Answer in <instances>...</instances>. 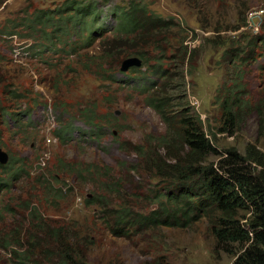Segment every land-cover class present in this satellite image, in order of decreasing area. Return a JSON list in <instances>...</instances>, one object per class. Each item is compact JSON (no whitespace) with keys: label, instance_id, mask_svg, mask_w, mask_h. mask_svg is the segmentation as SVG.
<instances>
[{"label":"rangeland","instance_id":"1","mask_svg":"<svg viewBox=\"0 0 264 264\" xmlns=\"http://www.w3.org/2000/svg\"><path fill=\"white\" fill-rule=\"evenodd\" d=\"M87 1V6L89 1L95 2L68 0L64 7L67 0H0V77L6 81L5 84L0 83V148L17 160V168L23 167L22 170L17 169L22 175L20 179L10 181L13 188L1 189L0 208L12 204L19 211L25 210L31 195H34L36 203L43 206L46 217L58 224L66 220L72 224L87 225L90 232L94 231L91 238L95 242L90 245L88 257L92 264H231L235 257L218 248L211 226L213 221L208 214L203 213L200 217L195 214L194 219L182 226L150 227L142 230L141 234L131 230L132 237H124L112 232L110 226L113 222L100 218L102 214L97 205L86 204V199H92L101 187L108 188L109 181L104 179L99 182L93 174L83 181L78 178L76 168L82 165L85 168L105 169L109 166L115 169L119 163H126L122 173L127 176L117 194L119 202L147 211L158 209L161 201L157 202L156 198L164 186L158 181L157 169L148 173L129 167H152L151 154L160 162L163 154L177 151H169L162 143L159 137L164 134L166 125L146 100L169 79L170 74L163 77L148 66L142 67L140 71L143 72L140 73H131L130 68L141 66H132L125 71L126 74L120 73L117 69H121L126 59L139 56L145 61L146 57L137 54L104 55L102 41L106 37L114 38L113 30L102 33L101 38L95 37L89 46L74 45L76 40L84 38L78 32L84 15L81 9H73L72 5ZM98 1L104 4V0ZM145 1L154 15L175 19L172 31L178 34L172 40L175 44L173 48L170 49L169 45L167 49L177 58H168L163 65L169 67L175 63L171 72L181 67L183 58L178 50L182 48V41L189 50H194L192 59L186 61V89L191 109L200 117L205 132L220 150L233 147L245 154L249 144L261 149L258 115L253 110L243 115L234 135L220 129L223 127L221 104L226 89L233 83L232 77L236 76L235 65L230 64L233 56L228 49L234 48L233 44L244 35H253L250 31L262 33L264 0ZM124 2L131 7L132 0ZM59 7L63 9L62 13L54 19L67 17L68 34L62 41L55 40L56 45L50 47L48 45L51 44L44 39L46 34L38 30L43 26L28 29L26 23L36 11H53ZM103 8L111 11L114 6L108 4ZM245 8L249 25L238 31H223V28L231 29L241 23ZM88 25L91 27V23ZM43 28L52 31L54 26ZM83 40L86 43L85 38ZM127 42L136 44V41ZM17 45L25 46L30 52L28 59L15 56L13 50ZM56 48L69 52L57 54L54 51ZM253 48L254 52L249 51L255 59L242 64L240 73L243 75L242 83L258 100L259 96L264 98V41H256ZM149 53L152 57L158 54L154 51ZM92 56L97 58L93 62L97 64H90V69L84 68V63ZM149 60L155 62L154 59ZM106 70L115 72L117 82L103 79V73L107 75ZM59 72L69 75L61 81ZM126 80L134 82L128 86L124 82ZM6 87L21 93L22 97L15 99L12 94H6L3 91ZM94 108L98 110L97 119L107 118L108 113L115 115V126L108 127L102 138L76 134L70 143H61L56 138V142L47 144L48 135L54 138L55 128L68 121L88 129L89 126H85L78 117L84 110ZM2 112L13 115L14 120L7 119ZM139 146L143 147V151L137 153L134 148L140 149ZM177 147L180 148L178 144ZM261 150L264 151L263 148ZM7 176L0 171V178L6 179ZM28 178L31 181L25 182ZM37 180L48 181L55 190L63 186L72 191L63 199L56 198L53 193L41 195L35 188ZM141 182H144L142 186L134 187L133 184ZM107 199H117V196L110 194ZM7 220L11 224L16 217L9 215ZM0 264L18 263L10 253L0 250Z\"/></svg>","mask_w":264,"mask_h":264},{"label":"trees","instance_id":"2","mask_svg":"<svg viewBox=\"0 0 264 264\" xmlns=\"http://www.w3.org/2000/svg\"><path fill=\"white\" fill-rule=\"evenodd\" d=\"M67 3L68 0L64 3V7ZM87 3L88 1L72 5L73 9H81L84 15L78 32L85 38L86 43H83L84 38L76 40L74 43L76 46H89L95 39V35L90 34V26L86 24L87 16L95 12V7L93 8L92 1H89L88 6ZM145 3V0H132L131 7L119 9V21L114 30L115 37L104 38L101 49L108 57L119 54H137L146 57L142 66L132 68L131 73L143 72L140 71L141 68L148 66L156 73H161L163 77L166 76L165 74H170L169 79L164 81L162 86L151 93L146 100L166 125L164 134L159 137L162 143L169 151H177L163 154L160 162H157L154 154H151L149 159L152 167H146V165L141 169L129 167L132 170L148 173L157 169L158 181L164 186L156 198L157 202L161 201L158 209L147 211L119 202L120 197L117 194L122 187V181L127 176L122 173L126 163H119V167L115 169L109 166L105 169L78 166L76 174L83 181L90 174H93L99 182L104 179L109 181L108 188L101 187L97 195L92 199H86L85 202L88 205H97L102 214L100 218L113 222L111 226L104 222L107 228L111 227L115 235L124 237H132L131 230H137L141 234L142 230L150 227L156 229L165 225L182 226L194 219L195 214L199 217L203 213L208 214L213 221L211 226L218 248L235 257L231 264H264V151L261 150L262 148L264 150V98L259 96L256 100L250 94L246 85L242 83L243 75L240 73L242 64L250 62L251 58L255 59L250 51L254 52L253 47L256 41L261 43L264 41V23L262 33L250 31L253 35H244L233 44L234 48L228 49L233 56L230 64L235 65L236 76L232 77L233 83L226 89V96L221 104L223 127L220 130L234 135L243 115L253 110L258 115L259 137L262 138L263 144L261 149L249 144L246 147V153L243 154L233 147L220 150L203 129L200 117L191 109L186 89L188 75L186 61L189 62L192 59L194 50H189L182 41V48L178 50L183 58L181 67L175 68L173 72L171 70L175 67V63L165 67L164 60L177 58V55L168 52L167 49L169 45L170 49L173 48L175 44L172 40L178 34L172 31L173 24H176L175 19L154 15ZM62 10L59 7L53 11L43 9L36 11L27 21L26 26L28 29L54 26L52 31L44 30L43 27L38 29L46 34L44 39L51 44L48 46L52 47L56 45L55 40L62 41L68 34L67 17L54 19V16L61 15ZM243 14L238 26L231 29L223 28V31H238L247 27L249 25L247 8L244 9ZM84 33H87L88 37ZM99 37L102 36L99 35ZM127 41H136V44H129ZM64 43L67 42L64 41ZM54 51L69 52L66 49L57 48ZM149 51L158 54L152 57ZM149 59H154L155 62L151 63ZM88 60L84 63V68L90 69V64L96 62L97 58L92 56ZM117 70L120 71V69ZM106 72L107 75L103 73L102 76L104 80L117 82L114 77L115 72L112 70H106ZM59 75L62 81L69 73L65 75L59 72ZM5 82L0 77V83L5 84ZM153 85L157 86L155 82ZM3 91L6 94H12L15 99L22 97L21 93L12 88L6 87ZM97 112V108L87 109L78 118L90 127L84 131L81 129L84 134L100 139L108 127L115 126L116 119L112 113H108L105 119H97ZM2 114L6 116L8 112H2ZM58 119L61 121L60 116ZM77 128L73 121H68L55 128L54 133L61 143H70ZM1 139L2 131L0 130V143ZM139 147L140 149L134 148L137 153L143 151V147ZM213 157L217 159H212ZM16 162L15 158L10 157L8 164H0L1 173L8 175L6 179L0 178V191L2 188L12 189L10 181H17L16 179L21 176L17 169L22 170L23 167L17 168ZM28 180L29 178L25 182L31 181ZM143 184L144 182L133 185L136 188ZM35 185L41 195L53 193L58 199L65 198L72 191L63 186L55 190L46 180H37ZM110 194H115L117 199L108 200L107 196ZM31 196L25 210L19 211L12 204L0 208V250L10 253L18 264H92L88 257L90 245L95 242L91 238L94 231L90 232L87 225L72 224L66 220L58 224L57 221L46 217L43 206L39 204L42 209L36 203L37 197ZM59 206L60 204L55 209ZM9 215L16 217L11 224H8L7 220ZM165 217L168 219L165 220ZM92 222L97 224L96 221L92 220Z\"/></svg>","mask_w":264,"mask_h":264},{"label":"clouds","instance_id":"3","mask_svg":"<svg viewBox=\"0 0 264 264\" xmlns=\"http://www.w3.org/2000/svg\"><path fill=\"white\" fill-rule=\"evenodd\" d=\"M93 3V8L95 7V12L93 13V14H91V15H89V16H87V19H86V24H89V23H91V27H89V31H90V34H92V35H95L94 37H99V35H101L102 36V33H107V32H110L111 30H115V28L117 27V25H118V21H119V9H121V8H129L128 6H120V5H117L116 4V0H111V1H109V2H105L104 1V4L102 3V2H100V1H98V0H95V2H92ZM108 4H112L113 6H114V8L113 9H111V11H108L107 9H104L103 7L105 6V5H108ZM93 22H94V24H93ZM87 31V30H86ZM10 36H12V37H14V36H16V34L15 35H10ZM103 37V36H102ZM14 51V53H15V56L16 57H19V58H21V59H28V57H29V55H30V52L28 51V52H26V53H18L17 51H15V49L13 50ZM56 53V52H55ZM57 54H59V53H57ZM143 60V59H142ZM142 66V65H141ZM140 68V67H139ZM132 68H130V70H131ZM120 73H122V74H126L125 72H123V71H121V69H120ZM124 82H126V84L128 85V86H130L134 81H132V80H126V81H124ZM30 115H28V117H29ZM6 117H7V119H9V120H14V118L13 117H11L9 114H6ZM52 118H54V117H52ZM83 122V121H82ZM73 123H74V121H73ZM75 124V123H74ZM83 124L85 125V126H88L87 124H85V122H83ZM76 127H78L77 128V130L73 133V137L76 135V134H80V135H84V133L82 132V130L84 131V130H86V129H84V128H81V127H79V126H77V125H75ZM80 128V129H79ZM82 129V130H81ZM88 129H90V127L88 128ZM54 135H55V133H54ZM56 136V135H55ZM93 137H95V136H93ZM9 160H10V158H9ZM9 162V161H8ZM8 164V163H7ZM1 165H3V164H1ZM4 165H6V164H4ZM22 176V175H21ZM20 176V177H21ZM20 177H19V179H20ZM19 179H16L17 181L19 180ZM3 189H5V188H3Z\"/></svg>","mask_w":264,"mask_h":264},{"label":"water","instance_id":"4","mask_svg":"<svg viewBox=\"0 0 264 264\" xmlns=\"http://www.w3.org/2000/svg\"><path fill=\"white\" fill-rule=\"evenodd\" d=\"M142 64H143V60L139 56L131 57V58L126 59L123 62L121 70L125 72L129 70V67L141 66ZM9 158H10L9 153L3 150L2 148H0V164H3V165L7 164L9 161Z\"/></svg>","mask_w":264,"mask_h":264},{"label":"built area","instance_id":"5","mask_svg":"<svg viewBox=\"0 0 264 264\" xmlns=\"http://www.w3.org/2000/svg\"><path fill=\"white\" fill-rule=\"evenodd\" d=\"M58 139V137L57 136H55L54 138H51L50 137V135H48V137H47V144H52L53 142H56L57 141V139Z\"/></svg>","mask_w":264,"mask_h":264}]
</instances>
